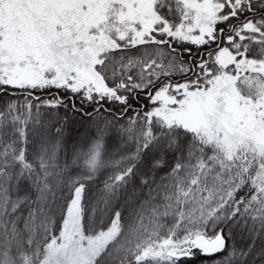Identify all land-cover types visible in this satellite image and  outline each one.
Returning <instances> with one entry per match:
<instances>
[{"label": "snow or ice", "instance_id": "obj_1", "mask_svg": "<svg viewBox=\"0 0 264 264\" xmlns=\"http://www.w3.org/2000/svg\"><path fill=\"white\" fill-rule=\"evenodd\" d=\"M0 264H264V0H0Z\"/></svg>", "mask_w": 264, "mask_h": 264}]
</instances>
